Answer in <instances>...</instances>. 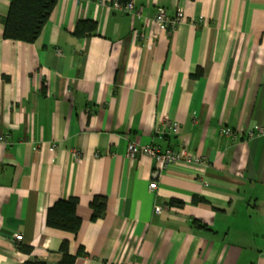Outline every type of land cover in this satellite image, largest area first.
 <instances>
[{"label":"crops","instance_id":"1","mask_svg":"<svg viewBox=\"0 0 264 264\" xmlns=\"http://www.w3.org/2000/svg\"><path fill=\"white\" fill-rule=\"evenodd\" d=\"M112 1L58 0L25 44L3 38L0 0V264H59L63 241L84 251L74 264H264V134L248 136L264 128V0H133L131 14ZM159 11L183 19L160 30ZM80 21L96 32L74 36ZM133 142L204 164L153 178ZM68 198L76 236L46 225Z\"/></svg>","mask_w":264,"mask_h":264},{"label":"trees","instance_id":"2","mask_svg":"<svg viewBox=\"0 0 264 264\" xmlns=\"http://www.w3.org/2000/svg\"><path fill=\"white\" fill-rule=\"evenodd\" d=\"M58 0H10L7 15L1 19L3 25V38L11 41H18L25 44L34 43L54 10ZM128 2V1H127ZM127 2L120 1L121 4ZM96 23L93 21H80L76 24L73 35L84 37L93 35L96 32ZM78 200L68 198L57 201L46 212L47 227L69 233L76 236L81 227V220L77 216ZM91 220L96 222L103 218L106 211V198L95 196L91 200ZM193 224H196L193 222ZM197 225V224H196ZM69 243L63 241L60 246L62 259L59 264H74L77 257L83 256L81 249L77 256L72 257L68 253ZM19 250L30 253V247H19ZM24 264H45L44 262L32 261Z\"/></svg>","mask_w":264,"mask_h":264},{"label":"built area","instance_id":"3","mask_svg":"<svg viewBox=\"0 0 264 264\" xmlns=\"http://www.w3.org/2000/svg\"><path fill=\"white\" fill-rule=\"evenodd\" d=\"M111 7L124 14H131L134 10V2L133 0H129L127 3L121 4L118 0H114L111 2ZM182 19L183 15L181 13H178L175 19H170L166 16L164 11H159L154 16L153 21L160 30H167L173 28L175 24L182 21ZM166 126L172 133H176L178 130L177 123L166 122ZM219 132L224 136L235 138L234 132H232L228 128H221ZM255 133L264 134V128L257 127L254 131H250L248 133V136L251 138ZM6 138V136H1L0 142L6 143ZM139 156H148L156 162L157 169L153 171V178H156L163 169L171 164L188 162L200 165L204 164V160L202 158L192 155V153H190V151H188L186 148H183L181 150H173L171 148H168L164 151H160L158 148L152 147L151 145L140 146L135 144L134 142L129 143L127 146V157L131 160H134ZM156 188L157 184L155 181L149 184L150 190H155ZM162 210V207L157 206L155 207L154 211L156 214H160ZM13 239L15 240V242H21L22 236L16 234L13 236Z\"/></svg>","mask_w":264,"mask_h":264}]
</instances>
